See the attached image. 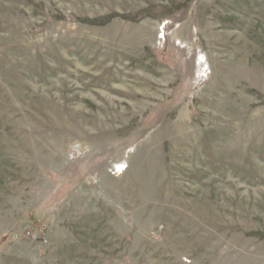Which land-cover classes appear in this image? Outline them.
<instances>
[{
  "label": "rangeland",
  "instance_id": "374dc122",
  "mask_svg": "<svg viewBox=\"0 0 264 264\" xmlns=\"http://www.w3.org/2000/svg\"><path fill=\"white\" fill-rule=\"evenodd\" d=\"M0 264H264V0H0Z\"/></svg>",
  "mask_w": 264,
  "mask_h": 264
},
{
  "label": "built area",
  "instance_id": "2783aa9c",
  "mask_svg": "<svg viewBox=\"0 0 264 264\" xmlns=\"http://www.w3.org/2000/svg\"><path fill=\"white\" fill-rule=\"evenodd\" d=\"M27 236H28V237H32L31 232L28 231V232H27Z\"/></svg>",
  "mask_w": 264,
  "mask_h": 264
}]
</instances>
